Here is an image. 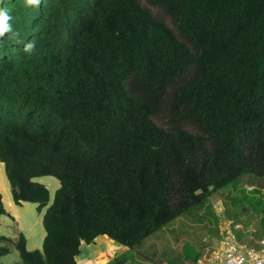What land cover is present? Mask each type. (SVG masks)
I'll return each instance as SVG.
<instances>
[{"label": "trees", "instance_id": "1", "mask_svg": "<svg viewBox=\"0 0 264 264\" xmlns=\"http://www.w3.org/2000/svg\"><path fill=\"white\" fill-rule=\"evenodd\" d=\"M0 8L18 34L0 36V161L12 199L42 209L49 191L32 179L60 183L41 250L22 232L0 236L20 264H77L81 242L100 235L134 248L212 191L264 176V0ZM254 199L264 227V199Z\"/></svg>", "mask_w": 264, "mask_h": 264}, {"label": "rangeland", "instance_id": "2", "mask_svg": "<svg viewBox=\"0 0 264 264\" xmlns=\"http://www.w3.org/2000/svg\"><path fill=\"white\" fill-rule=\"evenodd\" d=\"M1 180L7 185V190L2 189ZM32 180L48 189L49 200L42 209L38 208L37 203L25 201L17 205L21 227L18 233L25 235L27 249L41 250L45 235L42 216L52 203L60 183L53 176H38ZM0 188L3 194H11L4 166L0 169ZM255 197L264 199V176L244 175L234 183L212 191L200 203L190 206L178 217L148 235L139 245L124 248L108 264H189L196 258L205 260L215 248L220 238L221 225L226 221L240 223L242 231L244 229V233L240 234L243 241L248 239L245 238L246 234L252 239H258L264 235V227L260 225V214L255 213L260 207L256 205ZM0 219V236L16 240L17 223L3 215ZM103 238L106 239L104 236ZM101 243L105 244V241L102 240ZM0 246L9 248L8 253L0 255V262L15 264L20 261L18 251L11 241L0 240Z\"/></svg>", "mask_w": 264, "mask_h": 264}, {"label": "crops", "instance_id": "3", "mask_svg": "<svg viewBox=\"0 0 264 264\" xmlns=\"http://www.w3.org/2000/svg\"><path fill=\"white\" fill-rule=\"evenodd\" d=\"M3 166H4V164L0 162V169ZM1 187H2V189L7 190V185H5L3 180H1ZM2 189L0 188V192L2 195V202L4 205V209L6 211V214H3V216H7L11 219V221H14L17 223V226H18L17 227V234H18V230H20L21 227L19 226V214H18L17 205H20V204H15L13 199H12V194L7 193V192H4V194H3ZM259 197H261V196H259ZM7 212H10V214L9 213L7 214ZM1 216H0V218H1ZM0 221H1V219H0ZM249 232H251V231H249ZM243 233H244V229H243V231L241 228L237 230V236L241 237L240 234H243ZM246 236H248V237H246ZM246 236H245V238H248V239H246L247 243L248 242L253 243L254 245H256L258 243L260 246V241L264 240V235L263 236L261 235V237L258 239H252V237L249 234L248 235L246 234ZM104 237L106 239H104L102 235L97 236L94 239V241H92L90 243L81 242L80 253L76 258L77 264H108L109 260L113 259L115 256H117L118 253L121 254V252L124 250V248H129V247H126V246H123V245H120V244L114 242L113 240L109 239L107 236H104ZM102 240L105 241V244L101 243ZM249 246H252V245H249ZM150 261L153 262V260H150ZM122 263L119 262V264H122ZM145 263H147V262H145ZM0 264H3V263L0 262ZM15 264H20V263L18 262ZM189 264H208V263L205 260H203L202 258H196V260L194 262H191Z\"/></svg>", "mask_w": 264, "mask_h": 264}, {"label": "built area", "instance_id": "4", "mask_svg": "<svg viewBox=\"0 0 264 264\" xmlns=\"http://www.w3.org/2000/svg\"><path fill=\"white\" fill-rule=\"evenodd\" d=\"M240 228L241 225L233 221L221 225L220 238L205 259L208 264H264V240L257 248L241 243L237 236Z\"/></svg>", "mask_w": 264, "mask_h": 264}, {"label": "clouds", "instance_id": "5", "mask_svg": "<svg viewBox=\"0 0 264 264\" xmlns=\"http://www.w3.org/2000/svg\"><path fill=\"white\" fill-rule=\"evenodd\" d=\"M39 0H27V3L30 5L38 4ZM11 19L9 13L6 9L0 8V36H3L5 33L11 32L13 37L17 36L18 34L12 32L11 25L7 22ZM34 48V44L29 42L25 45V51L31 52Z\"/></svg>", "mask_w": 264, "mask_h": 264}]
</instances>
